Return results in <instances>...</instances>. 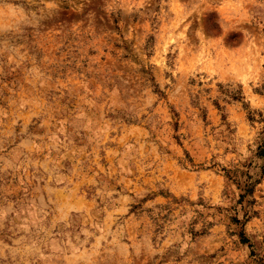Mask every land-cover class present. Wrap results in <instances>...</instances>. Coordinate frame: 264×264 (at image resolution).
I'll return each mask as SVG.
<instances>
[{
    "label": "rangeland",
    "instance_id": "1",
    "mask_svg": "<svg viewBox=\"0 0 264 264\" xmlns=\"http://www.w3.org/2000/svg\"><path fill=\"white\" fill-rule=\"evenodd\" d=\"M0 264H264V0H0Z\"/></svg>",
    "mask_w": 264,
    "mask_h": 264
}]
</instances>
